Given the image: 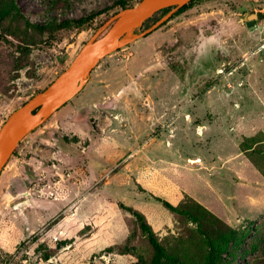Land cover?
<instances>
[{
	"label": "rangeland",
	"instance_id": "rangeland-1",
	"mask_svg": "<svg viewBox=\"0 0 264 264\" xmlns=\"http://www.w3.org/2000/svg\"><path fill=\"white\" fill-rule=\"evenodd\" d=\"M118 1L0 0V128ZM122 203L159 264L212 246L217 264H264V0H196L127 34L1 173L0 264H156Z\"/></svg>",
	"mask_w": 264,
	"mask_h": 264
},
{
	"label": "water",
	"instance_id": "water-1",
	"mask_svg": "<svg viewBox=\"0 0 264 264\" xmlns=\"http://www.w3.org/2000/svg\"><path fill=\"white\" fill-rule=\"evenodd\" d=\"M192 0H141L134 7L120 10L83 46L78 57L45 90L15 110L0 128V175L19 142L64 107L77 88L88 79L100 62L119 47L121 40L140 28L161 10L182 7ZM263 14L246 15L244 22L257 29ZM106 33L102 35L104 32Z\"/></svg>",
	"mask_w": 264,
	"mask_h": 264
},
{
	"label": "trees",
	"instance_id": "trees-1",
	"mask_svg": "<svg viewBox=\"0 0 264 264\" xmlns=\"http://www.w3.org/2000/svg\"><path fill=\"white\" fill-rule=\"evenodd\" d=\"M195 1L196 0H192L191 2H189L188 4H186V5L182 6V7H170V8L161 10V11L170 12L171 10H174L175 9L177 11V13H182V12L186 11L187 9H189ZM117 4L120 6V10H123V9H126V8H130V7H134V5H131V4L128 3V0H119L117 2ZM161 11H159V12H161ZM117 13H115V14H117ZM92 18L93 17L91 16L88 19H92ZM88 19L85 18V19L79 20L78 21L79 25L83 24L85 21H88ZM150 19H148L147 21H149ZM105 33H106V31L102 35H104ZM158 200L161 201V202H163V204L168 209H170L172 211L175 210V207L172 206L169 202L163 201L161 199H158ZM120 207L123 208V209H125V210H128V211L132 212L140 220V222H141V228L145 232H148L149 240H150L151 244L153 245V247H154V249L156 251L155 263L156 264H159L161 262V260L163 259V257H165V252H164V249H163L162 245L158 242V239L155 237L154 233L152 232L151 227L147 224L146 219H145V216L142 213H140V212H138V211H136V210H134L132 208L127 207L123 203L120 204ZM215 254H216L215 253V248H214V246H212V250L210 252V255H209V258H208L206 264H217Z\"/></svg>",
	"mask_w": 264,
	"mask_h": 264
},
{
	"label": "bare ground",
	"instance_id": "bare-ground-1",
	"mask_svg": "<svg viewBox=\"0 0 264 264\" xmlns=\"http://www.w3.org/2000/svg\"><path fill=\"white\" fill-rule=\"evenodd\" d=\"M78 88H79V87H78ZM78 88H77V89H78ZM197 162L199 163V162H200V160H196V162H195V163H197Z\"/></svg>",
	"mask_w": 264,
	"mask_h": 264
},
{
	"label": "crops",
	"instance_id": "crops-1",
	"mask_svg": "<svg viewBox=\"0 0 264 264\" xmlns=\"http://www.w3.org/2000/svg\"><path fill=\"white\" fill-rule=\"evenodd\" d=\"M76 122V121H75ZM76 124H77V122H76Z\"/></svg>",
	"mask_w": 264,
	"mask_h": 264
}]
</instances>
